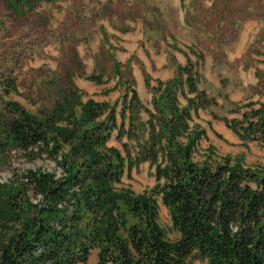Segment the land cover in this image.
Segmentation results:
<instances>
[{
	"label": "trees",
	"instance_id": "16d2710c",
	"mask_svg": "<svg viewBox=\"0 0 264 264\" xmlns=\"http://www.w3.org/2000/svg\"><path fill=\"white\" fill-rule=\"evenodd\" d=\"M197 77L194 63L147 84L149 107L128 85L111 105L62 94L39 117L8 101L3 141L42 148L64 176L27 170L19 185L0 183V264H82L91 250L95 264H264V164L243 166L202 147L206 133L193 116L213 99ZM243 107L226 125L244 146H263L264 102ZM113 131L119 147L107 145ZM142 162L153 167V185L137 193L120 186Z\"/></svg>",
	"mask_w": 264,
	"mask_h": 264
},
{
	"label": "rangeland",
	"instance_id": "374dc122",
	"mask_svg": "<svg viewBox=\"0 0 264 264\" xmlns=\"http://www.w3.org/2000/svg\"><path fill=\"white\" fill-rule=\"evenodd\" d=\"M19 1L0 0V124L9 119L8 101L39 117L67 93L76 92L82 102L114 104L126 85L149 107L147 84L197 63L196 87L213 99L193 116L206 133L202 147L210 144L218 156L238 158L243 166L264 164V145L249 140L244 146L225 123L238 118L245 103L256 108L264 102L241 99L246 89L237 86L244 68L256 69L264 85V0ZM202 71L208 77L202 78ZM140 117L146 118L144 111ZM4 130L0 125L1 184L19 185L27 170L64 176L61 170L63 176L55 177L60 167L42 148L3 141ZM107 145L119 147L115 131ZM152 171L142 162L124 173L120 186L144 191L154 183ZM39 200L37 194L30 196L32 203ZM157 215L172 239L160 202ZM95 252L82 264H95Z\"/></svg>",
	"mask_w": 264,
	"mask_h": 264
},
{
	"label": "crops",
	"instance_id": "0c3cea01",
	"mask_svg": "<svg viewBox=\"0 0 264 264\" xmlns=\"http://www.w3.org/2000/svg\"><path fill=\"white\" fill-rule=\"evenodd\" d=\"M202 78L208 77V72H203L202 71ZM199 78V75H198ZM239 82L237 83V86L240 89L245 88L246 89V93L241 94L243 97L241 99H245V100H264V85L262 83H259V77L258 74L256 72V69L254 68H247L245 70L242 71V77L238 78ZM260 84H262L260 86ZM201 90L205 91L206 93H208L207 90H205L204 87L201 88Z\"/></svg>",
	"mask_w": 264,
	"mask_h": 264
},
{
	"label": "built area",
	"instance_id": "2783aa9c",
	"mask_svg": "<svg viewBox=\"0 0 264 264\" xmlns=\"http://www.w3.org/2000/svg\"><path fill=\"white\" fill-rule=\"evenodd\" d=\"M61 176H63V172L61 171V169L55 172V177H61Z\"/></svg>",
	"mask_w": 264,
	"mask_h": 264
}]
</instances>
